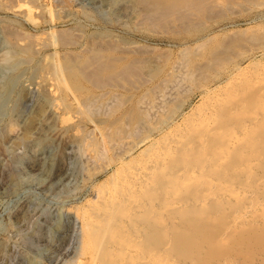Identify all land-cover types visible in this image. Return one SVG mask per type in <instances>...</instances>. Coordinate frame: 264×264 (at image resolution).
Listing matches in <instances>:
<instances>
[{"label":"bare ground","instance_id":"obj_1","mask_svg":"<svg viewBox=\"0 0 264 264\" xmlns=\"http://www.w3.org/2000/svg\"><path fill=\"white\" fill-rule=\"evenodd\" d=\"M103 1L112 4L115 22L132 13L136 29L156 32L201 31L227 11L264 5V0ZM34 3L0 0V116L8 92L26 71L41 70L39 83L30 81L23 98L16 96L21 105L15 101L12 108L20 112L27 101L48 94L52 100L28 136L14 135L18 141L10 150L27 144L54 149L60 143L63 149L49 163L53 173L64 170L63 157L75 148L80 169L94 178L108 175L109 184L95 185L84 208H67L80 255L89 253L90 264H237L245 246L251 262L256 255L264 258V66L236 64V71L224 72L244 39L232 34L209 45L211 39L199 38L172 62H159L143 55L145 45L106 25L84 43L81 27L74 34L53 26L50 45L56 52L33 65L40 49L21 44L14 25L21 17L34 21L37 10L52 12L51 5ZM248 37L264 42L261 31ZM189 83L202 92L190 114L185 111L190 101L179 96ZM57 92L73 93L78 110L60 115L69 105L56 102ZM179 112L184 118L177 122ZM79 118L95 129L82 136ZM5 132L0 127V149Z\"/></svg>","mask_w":264,"mask_h":264},{"label":"rangeland","instance_id":"obj_2","mask_svg":"<svg viewBox=\"0 0 264 264\" xmlns=\"http://www.w3.org/2000/svg\"><path fill=\"white\" fill-rule=\"evenodd\" d=\"M31 1L35 2L34 4L37 5L41 4V6L44 5L43 3L46 4L44 6H52L50 9L52 11L51 13H53L51 14L49 11L41 13L34 8L35 11H38L34 14V21H30L26 19V17H21V19H17L19 22H15L14 26L18 29V37L21 38V44L23 42L24 44L31 42L37 49H40L39 52L41 54L39 53L35 56L33 65L36 63L41 65L42 62H45L44 58L47 57V54H51L54 50V52H56V48L54 49V46L50 45V38H52V36L49 35V33L53 26L57 29L70 28L74 34H76L75 30L81 27L80 29L85 33V38L80 40L84 43L87 41V36L98 29L103 30L102 26L106 25L114 33L124 36L125 39L138 41L143 46L145 45L144 49L146 52L143 53V55L155 57L159 62H162V60L165 61V58L172 62L178 57L182 48L188 45L191 47L194 46L199 38H209L211 39L209 45H216L222 41V38H227L233 34L232 37H242L244 40L238 44L239 46L237 45L239 48H234L232 60L227 63L224 72L231 69L233 72L236 71V64H240L241 68H245L251 64L250 69H256V63L257 65L260 63L258 65L260 67L264 66V42L251 41L248 37L255 33L258 34L260 31L261 33L264 32V5H254L246 9L238 8L235 11H227V14L220 17V19L216 18L207 21L201 31L194 29L191 32L177 31L179 32L177 33L171 30L156 32L155 30H145L144 28H140V30L136 29V26L134 27L135 23L132 22V20L134 21V14L132 13L126 16L121 15V21L117 23V21L115 22L114 13H111L113 8V6H111L112 4L110 5L103 0H30V3ZM116 8H118V4ZM2 14L5 15L7 13ZM86 15L90 16L87 17ZM7 17H12L14 19L13 15L9 13ZM107 20L109 22H107ZM195 30L196 32H194ZM89 39L90 38H88V40ZM1 43L0 41V46L2 45ZM44 45L47 46L43 48ZM149 48H152V51ZM70 49L78 51L81 48L80 46H70ZM61 51L64 52V48H62ZM160 53L163 54L160 55ZM240 53L242 56H240ZM168 57L169 59H167ZM39 68L40 66L38 69ZM34 72V70H27L21 82L13 86L14 89H12L11 92H8V95H11L8 99L10 103L4 104L3 110L5 114L0 116L2 117V119L0 118V127L6 130L2 140L3 148L5 146H12H10L11 148L9 147L8 151H5L3 148L0 149V264H90L91 255L89 253L80 255V245H77L80 244L77 240L78 234L72 226V218L67 215V208L69 206L71 207H69V209H72V207L75 209L84 208V205L86 206L89 203L88 199H91V194L96 186H99L105 181L109 184V181L106 180L108 179V175L100 174L97 179L91 175L89 176L86 169H80L78 162L74 161L75 148L72 149L70 154L67 153L64 155L63 162L65 168L59 175H56L53 173L50 162L54 160L63 149L60 143H55L54 149L47 147L36 148L34 145L31 146V144H27L24 145V147L15 146L16 148H14L13 151L10 150L13 148L14 144L17 143L15 141H18L14 139V137L28 136L33 130V121L39 114L44 112L52 100V95L48 94L46 96L48 98H37L38 101L36 99L27 101L24 104L25 106L23 105L24 107H21L20 112L16 113V111L13 110L12 106L14 102H20L23 98L21 95L24 94L26 90H29L30 81H33L32 83H34V85H36L35 83H39L42 71L38 70L37 73ZM33 75H35V77ZM190 86H192V88ZM216 86L217 85L214 84L212 88ZM115 91L122 94L129 93L124 89H117ZM96 92L99 93V95L103 93L100 90ZM183 92H185L187 96H185L186 94ZM56 94H53V98L57 99L56 102L62 103L60 101H63L69 105L66 108L63 106L62 110L64 111L61 110L60 115L67 117V113L69 115L71 112L78 110L79 104H77L76 101L79 100L75 98L73 93L69 92L65 94L63 92H57ZM81 94L86 93L82 91ZM201 95L202 92L197 91V89L195 90L192 83L186 84L182 93L179 94V96H183L182 98L186 97L187 100L190 101V105H187L185 108L188 114L193 111V106L200 104ZM16 96L20 100H17ZM21 103L22 101L20 105ZM8 109H10V111ZM182 115L183 114L179 112L177 122L182 121L184 118ZM81 120L82 118L76 119V121H78L77 124L82 127L80 130H84L82 136H85L86 133L88 134V131H93L91 129H95L94 123L88 120V122L86 120ZM11 121L14 123L12 124ZM83 124L85 126L84 128ZM11 130L14 131L12 132ZM10 131L11 133H9ZM139 150H137L135 155L138 154ZM40 161L44 163L38 165ZM244 248L245 246H241L244 253L241 254L242 257H239L238 262H241L240 264L244 262L246 264V261L248 262L247 264H255L257 262L258 264H264V258L260 255H258L260 257H256L257 255L254 256L252 262L250 259H247V250L250 248ZM263 249L261 250L262 252H264Z\"/></svg>","mask_w":264,"mask_h":264}]
</instances>
